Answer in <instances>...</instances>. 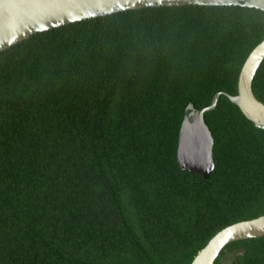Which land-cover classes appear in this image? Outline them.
Segmentation results:
<instances>
[{"label": "trees", "instance_id": "1", "mask_svg": "<svg viewBox=\"0 0 264 264\" xmlns=\"http://www.w3.org/2000/svg\"><path fill=\"white\" fill-rule=\"evenodd\" d=\"M264 11L149 6L39 31L0 52V264H191L264 215V128L227 96L204 114L209 177L184 170L189 103L238 92ZM264 103V59L252 82ZM264 264V236L229 243Z\"/></svg>", "mask_w": 264, "mask_h": 264}, {"label": "water", "instance_id": "2", "mask_svg": "<svg viewBox=\"0 0 264 264\" xmlns=\"http://www.w3.org/2000/svg\"><path fill=\"white\" fill-rule=\"evenodd\" d=\"M240 5L264 11V0H0V52L32 34L128 9L149 6ZM264 59V40L246 58L238 79V92H218L209 106L189 103L181 123L177 160L189 172L209 177L215 166L213 135L204 114L213 110L221 94L236 104L254 125L264 128V103L253 92L252 82ZM264 236V215L243 220L218 231L196 254L191 264H215L231 242Z\"/></svg>", "mask_w": 264, "mask_h": 264}, {"label": "rangeland", "instance_id": "3", "mask_svg": "<svg viewBox=\"0 0 264 264\" xmlns=\"http://www.w3.org/2000/svg\"><path fill=\"white\" fill-rule=\"evenodd\" d=\"M236 254V252H227L226 255L222 258L221 264H231Z\"/></svg>", "mask_w": 264, "mask_h": 264}]
</instances>
